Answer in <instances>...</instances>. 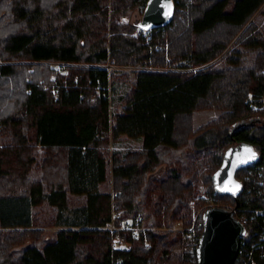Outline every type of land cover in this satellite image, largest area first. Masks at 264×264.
Segmentation results:
<instances>
[{"label": "trees", "instance_id": "trees-1", "mask_svg": "<svg viewBox=\"0 0 264 264\" xmlns=\"http://www.w3.org/2000/svg\"><path fill=\"white\" fill-rule=\"evenodd\" d=\"M146 1L0 0V264H176L172 248L180 235L156 227L190 222L188 199L199 177L213 201L248 219L232 264H264V21L248 23L264 0H174L172 20L149 30L119 20ZM218 27L227 29L201 39ZM116 65L131 67L133 80L120 96L122 108L110 114ZM203 107L221 112L192 129V112ZM122 135L141 138L140 147L109 157V140ZM187 144L164 173H153L166 152ZM238 144L255 157L233 169L242 184L234 196L219 190L213 175ZM38 148L50 152L41 161H51L48 178L44 168L32 174ZM108 175L112 197L101 188ZM80 195L81 204H69ZM111 201L116 209L151 210L150 229L130 249L111 247L102 228ZM44 204L59 226L54 236L11 249L42 233L35 224ZM185 255L196 264L195 249Z\"/></svg>", "mask_w": 264, "mask_h": 264}, {"label": "rangeland", "instance_id": "rangeland-1", "mask_svg": "<svg viewBox=\"0 0 264 264\" xmlns=\"http://www.w3.org/2000/svg\"><path fill=\"white\" fill-rule=\"evenodd\" d=\"M142 11H143V5H140V3H139L137 6H135L131 9V11H130L131 14L129 16L122 15L121 17H119V20L120 21L129 20L130 22L140 21ZM260 11H264V4L250 18L248 23L252 22L253 20H257V19L258 20L262 19L264 21V15H261ZM179 19L182 20V22H183L184 17L179 16ZM185 21H186V18H185ZM226 29L227 28H224V27H220V28L218 27L215 30L210 31V32L206 33L204 36H202V37L200 36V37H201V39L208 41L211 38L216 37L217 34H222L223 32L226 31ZM241 30L238 32V34L241 32ZM233 40L230 41V43L228 44V47L233 43ZM48 64L51 68H53V70L56 71V73L66 75L67 69L62 68L61 64H59L57 62H53V61L48 63ZM114 68H115V70H117L118 74L114 76L115 77L114 80H113V78H110L111 84L109 85V93H108L110 114H113L115 111L120 110L122 108L123 102H122V100H120V96L128 90V87H130L131 81L133 80V74L131 72V67L124 66V67L120 68V66L116 65V67H114ZM121 71H126L125 72L126 75H121L120 74ZM56 73L54 72L51 75L53 77L52 79H55ZM51 90H52V88H51ZM53 91L54 90H52V92ZM98 95H99V91L95 89V93L90 95L89 101L93 102ZM254 108L257 109L258 107L255 105ZM220 112H221V109H217V108H213V107L212 108L203 107V108L195 109L191 115L192 129H196V128L200 127L201 125L205 124L210 119L215 118ZM4 136L8 137V134L5 133ZM4 139H5V137H3L1 135L0 140L2 141ZM140 141H141V138H138V139L133 138L132 139V138L126 137L124 135H122L117 140L110 139L109 144H108L109 157H110L111 153L115 150H118L120 152H124L130 148H139L141 145ZM185 146L179 148V150L174 151V152H166L165 156L163 157L164 163L159 165L153 171V173H155V174L156 173H158V174L164 173L163 171L165 170V168H167V166L170 163H172V161H175V159L185 151V148L186 149L191 148V146L189 144H187ZM233 149L234 150L235 149H241L243 152L246 151V149H248V152H246L247 155L245 156V159L242 163H246L255 157V151L250 146H244V145L238 144V145H235L233 147ZM34 153H35V157H34V161L32 162V174H33V176H39L40 172L42 173V170L44 168L46 171V174H47V178H48L49 171H48L47 167H48V162H51V161L47 160L46 165L43 164L42 166H41V161H43L44 158H46L48 156V154H50V152L48 150L38 148V149L34 150ZM55 153H57L56 150L52 151V154H55ZM39 170H40V172H39ZM109 170H110V165H109ZM50 172H52V171H50ZM108 174H110V173L108 172ZM184 177H189V175L185 174ZM206 186L207 185L204 184V181H202L201 178L199 177L198 179H196L195 186L193 188L194 190L192 191L193 195L189 199L187 198L188 204L192 210L190 222L187 223L182 218H177V219L169 222L170 224L168 226L164 224L163 226L156 227L157 230H167V231H170L174 234L178 233L180 235L179 243L176 244L175 246H173V248H172V253L174 255L178 254V257L175 256L171 259V261L175 262L176 264L177 263L178 264H191V262H192V258L187 257L185 254L186 253H189V254L193 253L195 246H196V242L198 240V236L201 233L200 232L201 231L200 230L201 221L199 219V214H200L201 210L204 207H208L211 205L226 206V205H224L225 203L222 201H218V202L213 201L212 198H210V196L207 195V193H206ZM101 188L109 191L111 193V197H112V193H114V188H113V185L111 183L110 175H108V181L103 183ZM155 195H156V193H153V197H152L153 199H155ZM111 200H112V198H111ZM137 200L140 201V197H138ZM83 201H84V197L81 195L79 197L78 196H71L69 204L73 206V205L81 204ZM111 202L114 204V205H112L111 209H112V212H116V214H115V216L117 215L116 217H119L121 214L126 215L127 212H129V213L127 216L122 218L123 220H126V219L130 220L131 217H138L137 220H138L140 229L138 230L137 235H133L130 230H127V231H121L120 230L117 233V235L120 238V241L113 242L112 236L109 234L111 247L122 246L123 249L124 248L130 249L132 246V243H133L132 240L138 238L139 235L142 233L145 234V231L147 229H150L149 226H147L146 214L150 213L151 210L145 204H140V207L136 208V209H124V207L123 208L119 207L118 209H116L115 202L114 201H111ZM38 211L40 213V222L39 223L36 222L35 225H37V226L35 228L42 230V233H39L36 235H33L31 233L33 236H30V237L24 236V240L22 241V243L15 244V245L11 246V249H19L21 246H24L26 243L37 240L36 237H40V238L42 237L44 239L51 238V236H54L55 232L59 229V226L55 225L53 223V216H54L53 213L54 212L52 211L51 207L44 204V206H42V208H39ZM239 219L241 221H244V222L248 220L244 216H241V218H239ZM121 220H119V223L121 222ZM244 222H243V224H244ZM119 223L116 225H119ZM102 228L105 229L104 226ZM151 229H154V228H151ZM262 238H264V234H262ZM143 241H144L143 245L145 247H148L149 246V240L145 238Z\"/></svg>", "mask_w": 264, "mask_h": 264}, {"label": "water", "instance_id": "water-1", "mask_svg": "<svg viewBox=\"0 0 264 264\" xmlns=\"http://www.w3.org/2000/svg\"><path fill=\"white\" fill-rule=\"evenodd\" d=\"M174 14V0H147L139 26L144 30L168 24ZM248 150L233 149L226 153L222 166L213 175L219 190L229 191L236 196L242 184L233 176V169L243 164ZM242 222L232 210L211 205L202 212V230L195 247L196 264H232L237 257Z\"/></svg>", "mask_w": 264, "mask_h": 264}, {"label": "built area", "instance_id": "built-area-1", "mask_svg": "<svg viewBox=\"0 0 264 264\" xmlns=\"http://www.w3.org/2000/svg\"><path fill=\"white\" fill-rule=\"evenodd\" d=\"M113 63H114V60L112 58L109 59V61L106 64V67L109 68L111 66V64H113ZM61 66H62V68H65L63 64H61ZM252 108H254V105L252 106ZM115 214H116V212H112L111 220L106 225H104V228L107 229L110 232V235L112 236V241L113 242L120 241V238L117 235L118 231H120V230L121 231L130 230L133 235H137L138 230L140 229L139 223H138V220H137L138 217H131L130 220H128V219L123 220L122 219L121 222L119 223V225H116L115 224V218H116L117 215L115 216ZM241 222L243 224L244 221H241ZM198 238H199V236H198ZM196 245H197V242H196ZM113 248L114 249H118V248L119 249H123L122 246H120V247L114 246ZM120 261H121V258L118 257L117 258V263H120Z\"/></svg>", "mask_w": 264, "mask_h": 264}, {"label": "crops", "instance_id": "crops-1", "mask_svg": "<svg viewBox=\"0 0 264 264\" xmlns=\"http://www.w3.org/2000/svg\"><path fill=\"white\" fill-rule=\"evenodd\" d=\"M141 142V141H140Z\"/></svg>", "mask_w": 264, "mask_h": 264}]
</instances>
